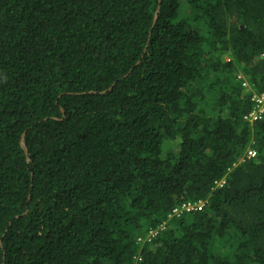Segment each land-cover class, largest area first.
Wrapping results in <instances>:
<instances>
[{"label":"trees","instance_id":"16d2710c","mask_svg":"<svg viewBox=\"0 0 264 264\" xmlns=\"http://www.w3.org/2000/svg\"><path fill=\"white\" fill-rule=\"evenodd\" d=\"M263 94L264 0H0V264H264Z\"/></svg>","mask_w":264,"mask_h":264},{"label":"built area","instance_id":"2783aa9c","mask_svg":"<svg viewBox=\"0 0 264 264\" xmlns=\"http://www.w3.org/2000/svg\"><path fill=\"white\" fill-rule=\"evenodd\" d=\"M238 79L242 80L243 77L241 75L238 76ZM246 86V84H244ZM254 102L256 103L255 105V110L254 112L249 116V120L251 122L254 121H258L262 118L263 114H264V94L259 96V97H255L254 98ZM249 156L252 157L254 156L253 152H249ZM204 206L203 203H199V204H187L185 206H183L182 211H190V210H194V209H202ZM176 213H179V211H175Z\"/></svg>","mask_w":264,"mask_h":264}]
</instances>
